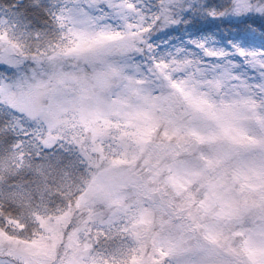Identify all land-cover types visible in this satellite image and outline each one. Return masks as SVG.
I'll list each match as a JSON object with an SVG mask.
<instances>
[{"label":"rangeland","instance_id":"obj_1","mask_svg":"<svg viewBox=\"0 0 264 264\" xmlns=\"http://www.w3.org/2000/svg\"><path fill=\"white\" fill-rule=\"evenodd\" d=\"M115 1L121 2L115 13L105 17L104 0H61L60 16L66 19L70 26L68 33L76 42V48L66 49L64 55L75 50L95 55L99 50L101 60L116 69L121 63L128 64L117 48L128 46L133 51L129 65L135 64L136 70L144 69L146 63L136 52L139 44L124 37L130 35L125 33L127 30L145 28L153 14L148 4ZM196 1L174 2L186 7ZM252 1L234 0L233 18L239 13L246 18L252 17L248 13L255 17L262 15L264 0L259 1V6L252 5ZM169 3L167 0L165 10ZM206 12L204 8L201 13L207 15ZM171 20L165 15V23ZM225 34V41L233 35L228 31ZM100 36L111 38L94 43ZM218 36L211 33L194 39H207L212 49L219 48L214 42ZM232 40L241 43L240 38ZM243 47L249 50L243 61L219 51L206 50L201 56L192 49L179 60L165 53L168 62L160 60L159 68L168 70L165 75L171 85L161 98L152 97L150 84H143L140 70L135 77L137 83L125 80L120 95L114 96L113 101L105 102L101 90L92 94L93 98L85 91L75 97L67 91L69 87L63 77L59 83L51 84L54 74L47 76L40 71L41 64L33 77L29 74L31 79L23 83L20 92L11 86L1 89L3 104L24 116L27 114L29 125L44 122L45 133L36 128L34 138L42 149L61 144L59 147L76 153L83 152L79 147L90 154L100 153L102 147L106 153V156L99 154V161L105 164L98 169V179L92 181L81 197L78 213L82 216L66 212L61 217L59 224L67 221L73 224L66 234L59 231L62 227L52 229L54 238H61L64 246L57 264H111L107 259L96 262L99 256L81 254L85 251L81 246L88 248L94 241L90 225L95 210L102 205L111 209V217L99 225L102 235L121 237L119 248L106 246L105 251L112 259H119L114 264H127L128 259L129 264H264V215L250 210L248 219L241 218L246 206L255 212L264 209V75L261 78L253 71L254 67L264 72V58L258 51H251L263 46H250L243 41ZM7 51L9 47L3 40L2 64L9 62ZM113 54L114 57L110 56ZM204 55L215 59L209 61ZM146 67L149 68L148 64ZM103 76L108 81L101 84L106 86L112 78L104 72ZM161 118L164 128L154 136L156 141L151 142ZM114 129L118 134L111 138L108 133ZM246 135L252 138L249 143ZM227 140L232 147L226 146ZM148 144L146 150L152 153L155 162L142 165L138 159ZM204 156L207 162L203 161ZM160 163L165 167L161 168ZM146 170L155 177L156 184L141 179L140 173ZM40 171L44 173L42 181L63 180L61 169L41 167ZM196 183L197 188H204V194L198 189L193 191ZM250 191L259 194L247 200ZM173 196L183 199L175 205ZM159 216L165 218L161 228L171 227L151 233V222L156 225ZM42 252V248L23 239L11 241L0 237V264H45L41 258H50L42 257ZM163 259L167 261L162 263Z\"/></svg>","mask_w":264,"mask_h":264},{"label":"trees","instance_id":"obj_2","mask_svg":"<svg viewBox=\"0 0 264 264\" xmlns=\"http://www.w3.org/2000/svg\"><path fill=\"white\" fill-rule=\"evenodd\" d=\"M104 1L107 6L115 7L121 3L117 4L115 0ZM147 1L150 4L149 12L154 14V20L149 28L136 30L132 35L135 39L140 37L145 41L149 29H153L152 36L156 37L160 28H167L180 22L181 16L187 12L195 21L189 29L193 34H202L207 29H213L217 24V26L220 24L228 26L226 23L229 22L239 35L249 38L248 40L254 39L264 43V35H262L264 13L259 17H249L248 24L239 25L240 19L232 16L234 0H197L186 7H179L174 2L176 0H170L167 10H165L167 0ZM253 1L252 5L259 6L260 0ZM61 4V0H0V42L4 40L9 47L6 58L9 62L0 63V237H7L11 241L23 239L28 244L42 248V257L50 258H41L44 259L42 262L45 264H55L56 258L62 256V247H64L62 240L54 238L52 229L62 227L59 231L66 234L72 229L73 224L72 221L59 224L61 217L66 212L78 217L82 216L78 210L81 197L85 194L84 186L98 179V169L105 164L99 161V154L106 156V153L101 149L100 153L90 154L83 147H79L83 149L82 153H76L75 150L66 153L60 147H54L50 151L43 150L36 144L34 138L37 129L39 132H44V122L35 121V125L33 123L29 125L26 114L24 116V113L3 104L1 89L11 86L13 90L20 91L23 83L31 79L28 78L29 74L32 73L33 77L41 64L40 71L47 76H50V73L54 74L51 84L59 83L63 77L66 86L69 87L67 91L75 97H79L83 91L89 97L101 89L108 91L101 84L102 81L107 80L103 72L106 75L109 72L101 60L99 50L95 55L94 53L83 55L77 50L70 55L63 54L76 48V42L68 33L70 26L67 25L66 19L63 15L60 16ZM184 8H190L191 11ZM204 8L207 9V15L201 13ZM195 11L198 13H194ZM165 15L168 18L170 16L172 20L165 23ZM212 15L226 18L213 20L209 18ZM180 32L187 35L183 31L182 23ZM151 71L154 75L153 83L157 80L163 81L164 90L161 94H165L167 90H165L166 80L163 71L157 72L154 67ZM115 80L120 83L121 76ZM116 82L112 84V89L108 93H104L106 101H113L114 96L120 95L119 85ZM27 117L30 119L29 116ZM163 128L161 121L151 142L156 141L154 136ZM149 145L144 147V152L138 159L142 165L150 161L155 162L152 153L146 150ZM226 146L232 147L228 140ZM160 165L161 168L165 167L161 163ZM41 167H46L47 170L61 169L63 180L42 181L41 176L44 173L40 171ZM148 172L146 170L140 173L141 179L147 184H156L155 177ZM193 191L197 192L196 187H193ZM182 199L173 196L172 202L178 205ZM246 207L247 211L241 217L243 219L249 218L250 210L253 214L264 215V209L262 212H255L254 209ZM109 213L108 205L98 207L90 226L105 221ZM95 242L97 244L98 240ZM81 247L82 250L85 249L83 252L89 250L84 246Z\"/></svg>","mask_w":264,"mask_h":264},{"label":"snow or ice","instance_id":"obj_3","mask_svg":"<svg viewBox=\"0 0 264 264\" xmlns=\"http://www.w3.org/2000/svg\"><path fill=\"white\" fill-rule=\"evenodd\" d=\"M223 11V10H221ZM248 16L253 15L252 13L246 14ZM210 19H224V16L212 15L209 17ZM236 19H240L237 17ZM181 23L183 24V31L187 35H184L180 32ZM195 23L194 19L188 16L187 12H185L181 16L180 22L170 25L167 28H160L157 36H152L153 29H149L147 33V39H145L144 43L146 46L145 49H141L142 54H146L147 57H150L148 61V67L151 68L153 66V62L159 66L160 60H164L166 64L167 58L165 57V53L168 57H174L179 60L181 56L190 52L192 49H196L199 55H203V53L207 51H219L222 55L227 54V56H236L239 61H243L247 59L248 49L243 47V41L246 38L245 36H241L240 44H236L234 40H220L219 37L215 39V43L219 44V48L209 49L208 40L207 39H194V34L189 31L192 25ZM254 35V32L252 33ZM264 35V32H262ZM111 37L100 36L97 37L94 43L102 42L105 39H110ZM227 45V47H225ZM175 49V53L173 52ZM251 51H258L261 54V57L264 58V47L259 49H252ZM226 58V57H225ZM205 59L211 61L215 59V57H205Z\"/></svg>","mask_w":264,"mask_h":264}]
</instances>
